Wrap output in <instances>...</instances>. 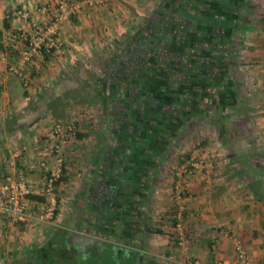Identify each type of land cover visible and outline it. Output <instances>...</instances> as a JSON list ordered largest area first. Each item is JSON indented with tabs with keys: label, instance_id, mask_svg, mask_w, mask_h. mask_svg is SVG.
I'll list each match as a JSON object with an SVG mask.
<instances>
[{
	"label": "crops",
	"instance_id": "obj_1",
	"mask_svg": "<svg viewBox=\"0 0 264 264\" xmlns=\"http://www.w3.org/2000/svg\"><path fill=\"white\" fill-rule=\"evenodd\" d=\"M50 1L0 0V56H5L0 60V185L7 176L29 178L35 183L33 197L43 198L46 174L37 165L53 162L52 127L71 124L76 136L63 149L52 226L27 227L0 216V264H37L34 251L45 245L57 255L65 252L63 244L68 250L64 255L76 264L79 256L83 264H106L89 258L99 253L102 261L105 250L118 264H179L187 259L233 264L230 237L243 242L250 264H264V0H219V6L209 0H162L142 27L136 21L143 18L137 0H91L62 24L61 56L20 66L21 34L31 33V27L17 11L45 24L35 10ZM198 2H205L202 18L219 19L220 29L228 30L224 59L210 65L207 78L214 79L213 88H220L215 85L225 76L232 80L236 101L231 118L246 123L247 131L238 127L230 135V157H222L228 147L200 148L204 161L190 164L187 174L180 165L179 179L177 171L173 177L162 172L167 145L155 144L153 150L143 146L150 130L145 123L156 119L159 142L168 136L170 142L181 127L207 111H197L199 104L189 96V104L184 103L189 119H177L168 110L147 119L132 84L143 64L150 68L159 62L158 44L167 53L186 44L184 19L189 26L190 20L197 23L193 17L202 14L191 10H197ZM162 34L172 45L161 42ZM112 35L119 43L110 52L105 45ZM103 46L105 51L99 50ZM229 54L235 65L231 74L225 64ZM11 66L29 79L28 88ZM158 66L153 70L160 71ZM189 74L193 79L195 74ZM44 201L28 197L25 203L36 209ZM64 259L55 261L64 264Z\"/></svg>",
	"mask_w": 264,
	"mask_h": 264
},
{
	"label": "built area",
	"instance_id": "obj_2",
	"mask_svg": "<svg viewBox=\"0 0 264 264\" xmlns=\"http://www.w3.org/2000/svg\"><path fill=\"white\" fill-rule=\"evenodd\" d=\"M91 0H54L52 3L39 5L35 13L47 19L43 26L35 21H30V15L25 11H17V16L24 20H29L32 33L22 34L24 43L19 65L30 63H43L47 57L61 56L63 53V43L59 39V31L62 24L75 15L82 5H91ZM0 60L4 61L5 56L1 55ZM19 79L23 88H28L29 79L24 76L18 67H9ZM76 129L73 125L59 122L54 124L51 131L50 147L53 155V162L41 161L38 167L45 171L41 196L45 201L38 205L36 209L30 208L25 201L28 197L35 195V183L25 177L7 176L0 185V216H6L14 222L31 227L36 223H49L52 226L56 211L55 185L63 176L65 159L63 149L67 144L74 141ZM31 166L30 169H34ZM232 251L234 254L233 264H250L251 258L243 242L236 237H230ZM179 264H200L197 260H183ZM226 264V263H223Z\"/></svg>",
	"mask_w": 264,
	"mask_h": 264
},
{
	"label": "flooded vegetation",
	"instance_id": "obj_3",
	"mask_svg": "<svg viewBox=\"0 0 264 264\" xmlns=\"http://www.w3.org/2000/svg\"><path fill=\"white\" fill-rule=\"evenodd\" d=\"M208 2H211L213 5H218V6L223 4L219 0H213V1L209 0ZM200 4L201 3L198 2V6ZM198 6L196 8L197 10L195 11L191 10V12L197 13L198 15L202 14L201 16H203V14L206 11L204 7L205 2H204V5H200L202 7H198ZM176 15H177V11H176ZM212 19L216 23L211 27L210 29L211 31L208 30L207 32L204 30L205 27H207L206 25H200L196 23V21L190 20V26H189L187 25L189 21H187V19H184L185 23L183 25V31L185 32L184 38H185L186 44L182 45L179 51L173 50L168 53L165 51L163 47H161V45L158 44L157 48H159L160 54L159 55L157 54V60H159V62L156 65H154L153 63L152 67L147 68V69H144L146 63L143 64V66L141 65L142 68H141L140 74L137 76L136 80H134L135 78H133L134 84H132L133 85L132 89L134 88L135 91H139L138 100L140 102L143 101L142 102L143 107L141 106L143 109L141 110H143V114L147 115V119H150V117H148L149 115L155 116L156 112H159V116L160 115L163 116L165 111L168 110L165 107L166 105H164L165 98L161 94L162 92H160L163 88V84L166 83L167 85H169V87H171V89L184 90L186 94L187 92H190V90H192L193 88H196L195 86L198 85L199 83H200L199 86L202 88V90L205 89V86H204L205 80L203 78L202 79L198 78L201 81L195 82L198 80L197 76L204 75L207 77L208 73L211 71L209 70V67L211 68L210 65L215 64L216 60L218 61V60L224 59L225 46L227 44L225 43L227 40V37L225 36V32L228 33V30L226 29L225 31V29L223 28V31H222V29H220L221 27H219L220 20L214 19V18ZM177 24L178 23L176 22L175 26ZM203 32H206V33H203ZM196 41H198V43L202 41V43L199 46H196L194 44ZM155 47H156V44L153 45V48ZM198 47H200L201 53L199 52ZM166 54H168L169 57H166L165 60H162L161 57ZM158 64H160V66H158ZM154 66H156L155 68H157L158 66V69L160 71L158 72L154 71L153 70L155 69ZM167 68L172 69L169 74H165L164 72H162V71H165V69ZM190 72L197 75L195 79L190 78V74H189ZM188 77L190 79H187ZM218 82L219 81H217L215 86L220 85V84L218 85ZM157 90L159 92H157ZM204 101L208 102V100L205 99L204 97V98H201L200 101L196 103L201 105ZM137 107L139 109L140 105ZM152 109L153 110L155 109V110L151 111ZM176 118L178 119L179 117L177 116ZM183 120L185 121L186 119H183ZM150 122H153L152 119H150ZM148 124L149 123L147 122L145 123L146 127ZM178 124L182 125L180 123ZM146 131L147 132L145 135V140L143 139L144 140L143 146L145 147V149L148 148V149L153 150L152 149L153 145L155 144L157 145L158 143H160L161 146H163V145H166L168 141L170 140L168 136L167 138L161 140L162 143L159 142V139H158V137L160 136L159 129L158 131H156V134L149 131V129ZM153 157L154 156L152 155V158ZM152 158H149V160L147 161L152 163L153 162ZM139 195H140L139 196L140 199H143L142 195L141 194ZM136 208H137V211L140 212V205L136 206Z\"/></svg>",
	"mask_w": 264,
	"mask_h": 264
},
{
	"label": "rangeland",
	"instance_id": "obj_4",
	"mask_svg": "<svg viewBox=\"0 0 264 264\" xmlns=\"http://www.w3.org/2000/svg\"><path fill=\"white\" fill-rule=\"evenodd\" d=\"M53 1L54 0L47 2L45 4L52 3ZM161 1L162 0H137V4L142 5V13H143L142 17L143 18H141V16L137 15L138 19H136L137 23H140L139 25H141V27H142V24H144L149 19V17H151V15L153 14V11L157 8L159 2H161ZM22 11H25V10H22ZM25 12H27V11H25ZM28 15H29V13H28ZM193 18L198 19V21L202 22V23L203 22L207 23V21H209V22L212 21V19L204 18V17L203 18L193 17ZM29 20L31 21V18ZM29 20L27 22H29ZM44 20H45V24H46L47 19L45 18ZM35 22L39 23L37 21H35ZM134 23H135V20H134ZM39 24L42 26L44 25L43 23H39ZM123 26L125 28L131 27V26L129 27V25L127 26V24H125ZM240 28L245 29V28H247V26L240 25ZM134 29L135 28L132 27L129 30L131 33L132 32L134 33V31L136 32V29L135 30ZM31 33H32V31H31ZM22 34L28 35L30 33L23 32ZM58 36H59V34H58ZM113 38L114 37L112 35V39L108 41L107 45H105V46L110 48V50H109L110 52H112L114 49H116L117 44L119 43V42L115 43V40ZM59 39H60V37H59ZM160 40L163 44H166L167 46L172 45L170 38L168 36H165L164 34H162L160 36ZM122 44H124V41L122 43H120L119 45H122ZM105 46L100 47L99 50L105 51V48H106ZM111 49H112V51H111ZM97 59L98 58L95 59L96 62H98ZM18 63H19V61H18ZM225 64H226V69H228V72L230 74H231V70L235 71V65L233 64V58L230 57V54L226 58ZM14 67L16 68V66H14ZM82 67H84V66H82ZM18 70H19V68H18ZM84 74H85V72L82 73V76ZM207 104L208 103L206 101H204L201 105H199L200 108H205V111H207V113L204 114L205 116H203L201 118L195 117V118L191 119V121H189L184 127H181L179 129V132L176 133V135H174L176 137L173 139V141H170L166 144L168 146V152H166L165 157L162 158L163 159L162 160L163 161L162 172L165 171L166 173H164V174H166L167 177H168V174H169V176L173 177V175H175L174 174L175 171H177L179 173V175H177V176L179 177V179H182V177H183L182 172L185 170L184 172H186V174H187V172H189L188 169L190 168V166H189L190 164H194L196 162L199 164L200 161H204V159L201 158V155L203 154V152H198V150L200 148H203V147L210 148V149H214L215 147H220V148L221 147H228L229 149H227V152L229 154H227V152L224 151V152H222L223 153L222 157H224V158H226L227 156L230 157V155H231L230 154L231 153L230 148L233 145V141H232L231 137L230 138L228 137V135H233V133L235 132V130L238 127H240L241 129L243 128V130L247 131V124L245 122H244L245 124L236 122L233 126L232 123L230 122L233 120V118L229 119V117L226 115L228 113L220 116V120L215 121L216 115L214 113V110L208 111L207 110L208 109ZM229 115L232 116V112H230ZM234 120L238 121L236 119H234ZM221 126H224L225 129L227 130V133H228L223 137L219 136V130H220ZM211 153H216V152H215V150H211ZM186 155H188V156H186ZM212 158L216 159V156H213ZM160 160H161V157H160ZM205 161H207V160L205 159ZM180 165L185 167V169H183L182 172L178 171ZM101 254H103L102 255L103 256L102 261L97 259L98 258L97 256L100 255L99 253L95 257L92 255V257H89V258L93 259V261H95V263L118 264L117 261H115L111 255H109L108 250L103 251ZM84 262L85 261L82 260V264Z\"/></svg>",
	"mask_w": 264,
	"mask_h": 264
},
{
	"label": "trees",
	"instance_id": "obj_5",
	"mask_svg": "<svg viewBox=\"0 0 264 264\" xmlns=\"http://www.w3.org/2000/svg\"><path fill=\"white\" fill-rule=\"evenodd\" d=\"M200 18H202V16ZM197 23L200 24V25H206L207 27H205L204 30L207 32L208 30L211 29V27L216 22L213 21V19H212L211 22L207 21V23H204V22L202 23V22H199L197 20ZM206 32H203V33H206ZM191 42H192V40H191ZM201 43H202V41L200 43H198V41H196L194 44L196 46H199ZM198 48H199V52H200V47H198ZM146 65H147V67H146ZM147 68H148V64L146 63L144 69H147ZM171 70H172L171 68H167V69H165V71H162V72H164L165 74H169L171 72ZM225 74L226 73H224L223 77L225 76ZM196 76L197 75H195V77L193 79H195ZM198 78H200V79L203 78L205 80V82H204L205 83V85H204L205 89L202 90V88L199 86V84H200L199 83L198 85H196L197 86L196 88H193L192 90H190V92H187V94H186V92L184 90L171 89V88H168L166 83L163 84V86H166V87L165 88L163 87L160 92H162L161 94L165 98L164 105H166L165 107L168 109V111H170V113H173L176 117L178 116L179 118H181L180 120H183L184 118L187 120V119H189L190 115L189 114L186 115L187 113L185 112L186 107H185L184 103L187 102V104H189V100H190L189 96H191V98H192L191 101L192 102H198V101H200L201 98L205 97V99L208 100V102H207L208 103L207 104L208 105V109L207 110L208 111H213L214 110V113L216 115L215 119L217 118L218 120H220V116H222V115H224L226 113H228L226 115L230 119L231 115H229V113L233 111L232 107L234 106V103L236 101L235 92L233 91V89H231V84L230 83H232V81H226L227 79H226V76H225L223 82L220 83V81H219V83H218V85L219 84H223V85H219L220 88L219 87L218 88H213L211 86L214 83V79L211 78V80H210L204 75H200V76L198 75L197 79ZM199 81H201V80L198 79L195 82H199ZM207 86L208 87L210 86L211 88H207ZM157 92H159V91L157 90ZM214 96H216V97H214ZM196 108H197V111L200 109L199 106L196 107ZM154 110L152 109L151 111H154ZM189 110H190V108H189ZM191 110L194 111V109H191ZM193 113H195V112H193ZM158 115H159V112H156L154 117L153 116H149V117L155 118ZM181 116H183V118ZM152 121L153 122H150L147 125V127L150 128L149 131H151L154 134H156V131H158L159 125H158L156 119H152ZM230 122L234 126L235 122H233V120L230 121ZM226 134H228L227 130L225 129L224 126H221V128L219 130V136L223 137ZM228 137L230 138V135H228ZM30 198H35V200H37L38 202H42L43 201V198H40V197L30 196ZM62 246H63L65 252H61V253H58L56 255V253L52 252L49 249L48 246L44 245L39 250L34 251V254H33L35 256V257L33 256L34 262H36L37 264H60V263L55 261L56 257H60V258H65L64 259V264H76L75 261L68 260L69 258L67 257V255H64L68 250H67L65 244H63ZM63 255H64V257H63ZM81 257L82 256L78 257V263L79 264H82V260L83 259Z\"/></svg>",
	"mask_w": 264,
	"mask_h": 264
}]
</instances>
